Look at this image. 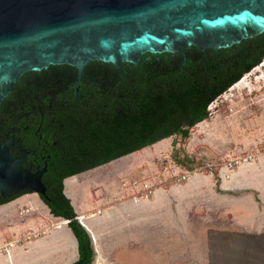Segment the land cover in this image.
Here are the masks:
<instances>
[{
    "label": "water",
    "instance_id": "obj_1",
    "mask_svg": "<svg viewBox=\"0 0 264 264\" xmlns=\"http://www.w3.org/2000/svg\"><path fill=\"white\" fill-rule=\"evenodd\" d=\"M263 32L264 0H0V107L29 71L68 64L81 80L91 61L163 52L183 65L190 46L229 48ZM13 138L0 142V193L45 197L42 172L11 154Z\"/></svg>",
    "mask_w": 264,
    "mask_h": 264
},
{
    "label": "trees",
    "instance_id": "obj_2",
    "mask_svg": "<svg viewBox=\"0 0 264 264\" xmlns=\"http://www.w3.org/2000/svg\"><path fill=\"white\" fill-rule=\"evenodd\" d=\"M186 54L183 65L181 54L170 52L145 53L137 64L123 62L120 66L91 61L85 68L86 73L90 69L100 72L93 77L98 84H91L92 95L89 97L85 83H80V90L66 98L75 109L64 108L62 101L56 105L58 117L65 124L60 150L61 158L64 157L63 173L48 187L47 196L41 197L54 216L68 220L78 241L79 257L72 264H92L95 251L90 233L76 217L71 200L64 192L65 178L165 138L188 139L190 129L209 118V106L264 60V32L229 48L190 46ZM51 67L77 72L68 64ZM4 109L5 105L0 108V120ZM21 110L14 116H19ZM14 123L11 120L8 128L12 129ZM174 153V162L185 170L193 171L203 165H189L194 164L195 158L188 155L180 158L177 151ZM16 197H4L0 193V205Z\"/></svg>",
    "mask_w": 264,
    "mask_h": 264
},
{
    "label": "crops",
    "instance_id": "obj_3",
    "mask_svg": "<svg viewBox=\"0 0 264 264\" xmlns=\"http://www.w3.org/2000/svg\"><path fill=\"white\" fill-rule=\"evenodd\" d=\"M256 103L257 107L251 105L245 108L243 118V109L234 108L229 115L218 113L216 119L198 122L197 125L201 127L198 134L202 133V138L196 136L198 142L211 145L212 154L222 152L231 158L239 151L250 152L264 145V95L258 98ZM208 122L210 131L204 127ZM192 136L190 142L194 139ZM192 152L193 150H189V153ZM174 168L185 170L176 164L166 166L161 173V184L154 186L150 198H140L136 201L132 194H140H136L134 190L122 191V200L117 206H99L102 211L96 215L93 213L97 212L98 208L94 209L89 196L85 195L82 201L77 197L76 207L73 199L66 193L67 180H74L78 174L64 180V192L70 198L77 218L83 225L84 218L88 225L84 226L91 234L93 243L95 239L92 224L101 216L111 218L116 213L115 209L120 206L119 211L126 209L120 212V215L129 213L138 222L141 219L139 206H150L154 209L151 214L153 221L160 223L163 220L165 229L174 235L173 240H177L180 245H188L189 215L192 216L195 212L200 213L203 218H206L205 214L208 212L216 213L215 221L220 220L223 224L225 222L232 233L240 230L244 234H264L263 155L232 170L222 168L218 174L219 185L212 173L205 174L201 171L191 174L179 183H172L170 176ZM156 169L159 171L157 167ZM60 226L64 228L61 229ZM156 231L162 230L159 227ZM9 242H13L10 247ZM4 246L7 251L1 249ZM78 257V241L67 221L54 216L37 193L24 194L0 205V264H72ZM97 258L108 261L103 252Z\"/></svg>",
    "mask_w": 264,
    "mask_h": 264
},
{
    "label": "rangeland",
    "instance_id": "obj_4",
    "mask_svg": "<svg viewBox=\"0 0 264 264\" xmlns=\"http://www.w3.org/2000/svg\"><path fill=\"white\" fill-rule=\"evenodd\" d=\"M263 63L264 60L255 67L257 69L248 76L246 83L230 87L209 106L208 121L216 119L218 113L229 115L234 108L243 109V118L246 107L258 106L256 100L264 95ZM256 111L259 112L257 109ZM204 127L205 130L210 131V123ZM200 128L197 124L192 127L190 137L185 141H182L180 136H172L163 144H160L161 141L78 174L68 186L76 207L78 198L82 201L85 195L92 199L94 209L99 206H117L122 200V191L134 190L136 194H140L138 196L132 194L134 198H131L136 201L140 198H150L154 191L146 196L143 185L148 183L154 190L155 185L161 184L163 169L170 164H176L173 157L175 151L180 158H184L185 155L195 158L194 164L189 165L204 164L206 168L201 172L212 173L217 182L219 166L214 167L211 172L206 165L207 162L218 160L225 162L231 157L222 152L212 154L211 145L198 142L196 136L202 138V133L198 134ZM191 136L194 139L190 142ZM189 150L193 152L189 153ZM134 181L138 184H134ZM139 207L141 217L139 222L129 213L120 215V212L126 210L119 211L120 206L115 209L116 213L111 218L101 216L92 224L95 239L93 264H97L98 261L104 264L107 262L108 264H264V234L259 236L244 234L240 230L232 233L225 222L223 224L220 220L215 221L216 213L208 212L205 214L206 218H203L200 213L195 212L192 216L189 215L188 245L185 243L180 245L177 240H173L174 235L165 229L163 220L160 219V223L153 221L151 214L154 213V209L150 206ZM101 211L102 209L98 208L93 214H100ZM159 227L162 231L157 232L156 229ZM101 252L108 259L107 262L97 258Z\"/></svg>",
    "mask_w": 264,
    "mask_h": 264
},
{
    "label": "flooded vegetation",
    "instance_id": "obj_5",
    "mask_svg": "<svg viewBox=\"0 0 264 264\" xmlns=\"http://www.w3.org/2000/svg\"><path fill=\"white\" fill-rule=\"evenodd\" d=\"M88 71H90L89 74L85 69V76L81 80H79L78 70L76 74H73L63 67L50 66L38 71L37 75L24 74L1 104V107L5 105V112L3 119L0 120V142L14 137L8 142L11 154L15 157H24L23 166L25 168L33 172H42L46 196L48 187L54 185L63 173L62 160L64 157L61 158L60 150L62 149L61 139L65 134V124L61 117H58L56 105L62 101L61 106L64 108L75 109L71 101L66 98L71 92L77 93L80 90L81 85L78 86L80 83H85L84 89L88 91V96L92 95L91 84H98L93 77L99 76L100 72L94 69ZM74 98L77 99L78 95ZM20 108L22 109L20 115L15 117V113ZM13 119L15 123L12 129H9L8 125Z\"/></svg>",
    "mask_w": 264,
    "mask_h": 264
},
{
    "label": "built area",
    "instance_id": "obj_6",
    "mask_svg": "<svg viewBox=\"0 0 264 264\" xmlns=\"http://www.w3.org/2000/svg\"><path fill=\"white\" fill-rule=\"evenodd\" d=\"M260 155L264 156V145L250 152L239 151L234 157L230 158L228 161L221 162L220 160H218L215 162H207L206 165L211 172L214 170V167L216 168L219 166L218 168V173H219L222 168H227L228 170H232L236 166L254 161ZM205 168L206 166L204 164L201 167L193 171L181 170L180 168L178 169L174 168L172 170V175L170 176L171 181L173 183H179L180 181L187 179L189 176H191V174L201 171L202 169H205ZM134 184H138V182L134 181ZM143 187H144L143 192L146 196H148L149 194H152V192L154 191L151 189L148 183H145ZM12 245H13V242H9L8 246L10 247ZM1 249L7 251L5 246ZM97 264H104V263H101L98 261Z\"/></svg>",
    "mask_w": 264,
    "mask_h": 264
},
{
    "label": "bare ground",
    "instance_id": "obj_7",
    "mask_svg": "<svg viewBox=\"0 0 264 264\" xmlns=\"http://www.w3.org/2000/svg\"><path fill=\"white\" fill-rule=\"evenodd\" d=\"M263 64H264V63H263ZM256 69H257V68H255L251 73L246 74L245 77L242 78L239 82H237V83L235 84L234 87H237V86L240 85V84H244V83H246L248 76H250V75H251ZM166 140H167V139H166ZM166 140H163L160 144H163V142H166ZM72 182H73L72 179H69V180H67V182H66V193H67L68 196H70L71 198H72V196H71L70 193H69L68 186H69ZM82 221H83L84 225L87 227L88 225L85 223L84 218H82ZM57 225H58V224H57ZM57 227L59 228V226H57ZM60 228L63 229L64 226H60ZM63 232H64V231H63ZM65 240H66V239H65ZM70 240H71V239H70ZM72 241H73V240H72ZM65 242H66V241H65ZM69 245H70V244H69ZM73 248H74V247H73Z\"/></svg>",
    "mask_w": 264,
    "mask_h": 264
}]
</instances>
